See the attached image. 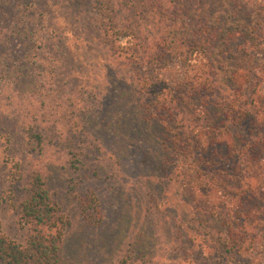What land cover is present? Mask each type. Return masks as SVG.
Wrapping results in <instances>:
<instances>
[{
  "label": "rangeland",
  "instance_id": "rangeland-1",
  "mask_svg": "<svg viewBox=\"0 0 264 264\" xmlns=\"http://www.w3.org/2000/svg\"><path fill=\"white\" fill-rule=\"evenodd\" d=\"M103 1L0 0V233L38 172L64 264H264V0Z\"/></svg>",
  "mask_w": 264,
  "mask_h": 264
},
{
  "label": "trees",
  "instance_id": "trees-1",
  "mask_svg": "<svg viewBox=\"0 0 264 264\" xmlns=\"http://www.w3.org/2000/svg\"><path fill=\"white\" fill-rule=\"evenodd\" d=\"M114 5L105 4L103 0H97V10L103 16L104 19L110 21V13L113 10ZM177 22L173 21L169 26H176ZM126 28V26L124 27ZM116 28L118 33L122 32ZM123 30V29H121ZM184 46L185 41H182ZM160 51V49H159ZM245 104V103H244ZM243 103L235 107L232 104H226L227 108L224 115L219 109V115L216 116L211 125L216 127H222L221 120L227 122L224 130L227 127H232L240 117ZM225 106H222L224 109ZM234 109V110H233ZM208 122V120H206ZM201 133L207 135L209 133L208 127L204 128ZM43 128H39L36 124H28L25 131L29 144L32 149L40 151L47 137ZM191 142L194 143L192 149L186 148L191 153L198 149L200 146V139L191 138ZM234 146V144H233ZM202 150V149H201ZM188 156V155H187ZM19 221L30 231V235L27 237L26 242L18 243L4 234L0 233V264H64L61 257V241L63 236V220L58 214V210L55 205L50 201L48 193L44 187L43 179L40 173L35 172L31 174L28 188L25 197L20 200L18 204ZM229 215V222L231 220ZM227 222V223H229ZM231 224L229 223V226ZM212 233L209 234V236ZM227 236V235H226ZM226 236L223 237L224 242L231 244L232 248L238 247L236 239L226 240ZM229 237V236H227ZM251 245V242H250ZM253 246V245H252ZM218 247V246H217ZM223 248L220 250L222 251Z\"/></svg>",
  "mask_w": 264,
  "mask_h": 264
}]
</instances>
